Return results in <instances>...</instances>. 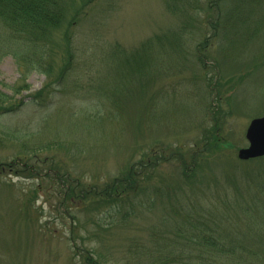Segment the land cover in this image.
I'll return each mask as SVG.
<instances>
[{"label": "rangeland", "instance_id": "rangeland-1", "mask_svg": "<svg viewBox=\"0 0 264 264\" xmlns=\"http://www.w3.org/2000/svg\"><path fill=\"white\" fill-rule=\"evenodd\" d=\"M108 1H70L51 76L30 72L15 97L25 104L0 112V264H140L178 250L190 262L212 249L204 234L264 227V156H238L264 115V0H111L103 12ZM68 28L100 59L114 42L168 41L150 48L145 75L106 56L64 86ZM21 77L11 56L0 62V81Z\"/></svg>", "mask_w": 264, "mask_h": 264}, {"label": "trees", "instance_id": "trees-1", "mask_svg": "<svg viewBox=\"0 0 264 264\" xmlns=\"http://www.w3.org/2000/svg\"><path fill=\"white\" fill-rule=\"evenodd\" d=\"M71 0H0V62L8 56H11L18 66V71L23 78V83H26L20 88H16V83L10 84L0 81V112L7 114L24 102H18L15 98L21 90L27 89L28 84L26 79L30 72H40L44 75L51 76L52 64L50 62V38L56 29L62 28L70 18L69 3ZM169 1V0H166ZM104 11L113 8L111 0L106 4ZM172 6V9H175ZM69 34L68 40V55L67 64L60 73L58 81L65 86L64 80L67 77L74 78L75 75L84 73L78 71L85 67L88 68L90 64L98 63L99 60L106 56L116 57L122 64L131 66V75L139 76L146 67L150 64L152 59H156L155 54L150 53V48L155 47L161 49V46L168 41L167 34L159 33L148 37L143 40L133 51H128L126 48L116 44L114 48L113 43L110 48L103 51V55L99 57L93 56L89 48H75L71 44L72 34L69 28L66 31ZM176 32H172L175 36ZM149 52V53H148ZM93 56V57H92ZM153 57V58H152ZM91 58V59H90ZM89 62V64H87ZM76 73V74H75ZM145 75V74H144ZM80 77V76H79ZM78 78H74L77 80ZM109 99V97H107ZM99 116L96 115L95 118ZM106 117L102 114L100 117ZM264 166V165H263ZM262 166V168H263ZM118 193L108 194L107 198L113 200L119 199ZM106 199V198H105ZM106 199V200H108ZM214 215L219 213L213 212ZM180 231L185 233L187 225L180 222ZM244 226V225H243ZM248 226L253 230L258 237L252 238L248 235L240 236L236 239L235 236L230 234L221 238H215L212 234H204L201 238L190 237V239L198 240L200 245L210 246L212 249L205 252L201 250L199 253H192L190 262H187L183 255L187 252L178 250L180 253L176 259L170 258L167 255H154L145 254L146 258L140 264H264V227L259 228L258 224L249 221ZM251 226V227H250ZM202 227V226H201ZM253 227V228H252ZM196 228H198L196 226ZM205 228V227H203ZM244 227L239 226V230ZM202 233L204 229L200 228ZM206 229V228H205ZM232 231V228H231ZM263 231V232H261ZM235 232V231H234ZM261 232V233H260ZM227 238V241H224ZM160 240L157 245L166 247L170 244L168 241L161 243ZM187 245V241H184ZM150 258H149V257ZM157 259V263L152 259Z\"/></svg>", "mask_w": 264, "mask_h": 264}, {"label": "water", "instance_id": "water-1", "mask_svg": "<svg viewBox=\"0 0 264 264\" xmlns=\"http://www.w3.org/2000/svg\"><path fill=\"white\" fill-rule=\"evenodd\" d=\"M246 136L250 145L241 148L239 156L243 159H249L264 155V115L251 120Z\"/></svg>", "mask_w": 264, "mask_h": 264}]
</instances>
